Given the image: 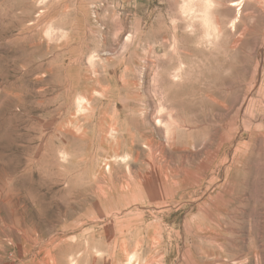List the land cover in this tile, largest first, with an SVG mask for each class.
I'll return each mask as SVG.
<instances>
[{
	"label": "rangeland",
	"instance_id": "obj_1",
	"mask_svg": "<svg viewBox=\"0 0 264 264\" xmlns=\"http://www.w3.org/2000/svg\"><path fill=\"white\" fill-rule=\"evenodd\" d=\"M177 8L0 0V264H264V0Z\"/></svg>",
	"mask_w": 264,
	"mask_h": 264
},
{
	"label": "clouds",
	"instance_id": "obj_2",
	"mask_svg": "<svg viewBox=\"0 0 264 264\" xmlns=\"http://www.w3.org/2000/svg\"><path fill=\"white\" fill-rule=\"evenodd\" d=\"M220 0H201V7L197 9L190 6L187 0H178V17L173 18V23H183V31L190 36H196L199 27V36H196L197 48H212L222 38V30L218 22ZM191 16V20L188 17Z\"/></svg>",
	"mask_w": 264,
	"mask_h": 264
},
{
	"label": "bare ground",
	"instance_id": "obj_3",
	"mask_svg": "<svg viewBox=\"0 0 264 264\" xmlns=\"http://www.w3.org/2000/svg\"><path fill=\"white\" fill-rule=\"evenodd\" d=\"M238 5V3L237 4H233V6H237Z\"/></svg>",
	"mask_w": 264,
	"mask_h": 264
}]
</instances>
